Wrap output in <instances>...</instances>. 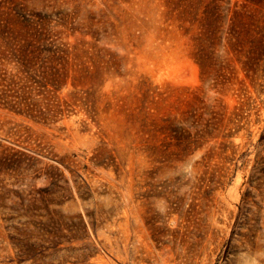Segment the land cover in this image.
Masks as SVG:
<instances>
[{"label": "rangeland", "instance_id": "rangeland-1", "mask_svg": "<svg viewBox=\"0 0 264 264\" xmlns=\"http://www.w3.org/2000/svg\"><path fill=\"white\" fill-rule=\"evenodd\" d=\"M0 264H264V0H0Z\"/></svg>", "mask_w": 264, "mask_h": 264}]
</instances>
